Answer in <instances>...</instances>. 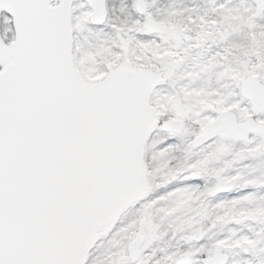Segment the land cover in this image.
Returning <instances> with one entry per match:
<instances>
[{
  "label": "snow or ice",
  "instance_id": "snow-or-ice-1",
  "mask_svg": "<svg viewBox=\"0 0 264 264\" xmlns=\"http://www.w3.org/2000/svg\"><path fill=\"white\" fill-rule=\"evenodd\" d=\"M0 264H264V0H0Z\"/></svg>",
  "mask_w": 264,
  "mask_h": 264
}]
</instances>
